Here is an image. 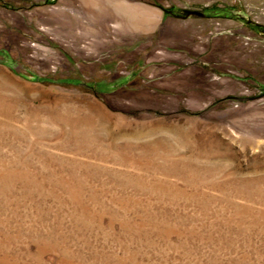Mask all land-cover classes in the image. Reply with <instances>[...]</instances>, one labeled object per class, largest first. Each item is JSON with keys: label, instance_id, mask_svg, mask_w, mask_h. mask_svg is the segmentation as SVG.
<instances>
[{"label": "rangeland", "instance_id": "obj_1", "mask_svg": "<svg viewBox=\"0 0 264 264\" xmlns=\"http://www.w3.org/2000/svg\"><path fill=\"white\" fill-rule=\"evenodd\" d=\"M158 1L220 45L123 70L76 0H0V264H264V0Z\"/></svg>", "mask_w": 264, "mask_h": 264}, {"label": "crops", "instance_id": "obj_2", "mask_svg": "<svg viewBox=\"0 0 264 264\" xmlns=\"http://www.w3.org/2000/svg\"><path fill=\"white\" fill-rule=\"evenodd\" d=\"M77 3L75 11H84L85 16L76 23L86 24L87 38L100 49L89 54L91 63L122 64L123 70L132 68L136 72L140 62L180 63V58L204 56L220 45L216 32L220 19L214 8L209 9L212 15L208 16L205 8L200 15H194V11L182 15L181 11L189 7L158 0H76ZM69 11L71 16L72 7ZM232 23L235 27L236 23Z\"/></svg>", "mask_w": 264, "mask_h": 264}]
</instances>
